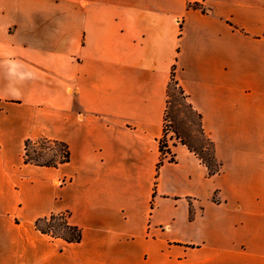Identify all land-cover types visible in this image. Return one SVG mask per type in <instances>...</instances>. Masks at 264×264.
Wrapping results in <instances>:
<instances>
[{"label":"crops","instance_id":"obj_1","mask_svg":"<svg viewBox=\"0 0 264 264\" xmlns=\"http://www.w3.org/2000/svg\"><path fill=\"white\" fill-rule=\"evenodd\" d=\"M173 67L213 176L174 139L157 167ZM0 264H264V0H0Z\"/></svg>","mask_w":264,"mask_h":264},{"label":"trees","instance_id":"obj_2","mask_svg":"<svg viewBox=\"0 0 264 264\" xmlns=\"http://www.w3.org/2000/svg\"><path fill=\"white\" fill-rule=\"evenodd\" d=\"M189 6L192 8L200 9L203 13H206V9L203 8L199 4L195 3V4H192ZM171 87L176 88L177 92L182 97L187 99L186 93L184 92L182 87L179 85V83L175 79L174 67L172 68L170 81H169V84H168L167 90H166V105H165V112H164L163 136L159 140L160 159H159V162L157 164V167L162 165L164 163V161H168V162H174L175 161V158L170 154L171 153L170 152V146H169V143L167 140L168 129H167V124H166L167 113H168L169 105H170L169 99H170ZM188 106L192 111H194L196 113V116L198 118L200 133L207 140V142L211 148V153L208 156L205 155L203 153V151L206 149L204 146H202L201 148H198L197 146L191 144L189 141H187L183 137L179 136L176 131H174V140L178 143H181L182 145H185L187 147V149L199 159L200 163L205 166V168L207 169L208 175L213 176L220 171V167H221V165L218 162L216 155H215L214 144L211 141V139L205 134V132L202 128L201 116L192 108L190 103H188ZM47 140L50 141L51 143L55 144V145H61L62 146L63 149H62V153H61V158H59L57 160H53V162L51 164L41 163V162H39V160L37 158H30L29 154L27 153V148L33 142L31 140H26L24 143V155H23L24 162L30 163V164H33V165L39 166V167H57L58 165L64 164V163L69 161L68 148H67V145L65 143L59 142V141H53V140H49V139H47ZM167 156H168V158H167ZM56 220H59L61 222L59 224L58 228H55V226L53 225V222H55ZM67 220H68L67 214H51L48 217L38 219L35 222V226L43 234H50L52 236L61 237L62 239H64L68 243H77L80 241L81 231L78 227L70 225ZM58 229H64L65 232L57 233L56 230H58Z\"/></svg>","mask_w":264,"mask_h":264},{"label":"rangeland","instance_id":"obj_3","mask_svg":"<svg viewBox=\"0 0 264 264\" xmlns=\"http://www.w3.org/2000/svg\"><path fill=\"white\" fill-rule=\"evenodd\" d=\"M169 101L170 105L166 122L168 129L167 140L174 139V131H176L179 136L198 148L204 146L206 149L203 153L207 156L210 155L211 148L205 137L200 133L198 118L196 113L189 108L188 99L182 97L176 88L171 87ZM32 142L27 148V153L30 158H37L39 162L46 164H51L53 160L61 158L63 149L61 145H55L46 138H38ZM60 223L59 220H56L53 222V225L55 228H58ZM56 232L63 233L65 231L64 229H58Z\"/></svg>","mask_w":264,"mask_h":264}]
</instances>
